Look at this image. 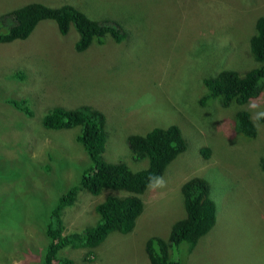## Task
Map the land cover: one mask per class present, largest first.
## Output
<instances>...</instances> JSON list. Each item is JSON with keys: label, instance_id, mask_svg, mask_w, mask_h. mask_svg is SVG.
Returning a JSON list of instances; mask_svg holds the SVG:
<instances>
[{"label": "rangeland", "instance_id": "rangeland-1", "mask_svg": "<svg viewBox=\"0 0 264 264\" xmlns=\"http://www.w3.org/2000/svg\"><path fill=\"white\" fill-rule=\"evenodd\" d=\"M29 1L68 0H0V14ZM71 1L117 20L126 35L78 52L74 29L61 42L55 23L43 20L29 38L0 43V264H47L46 229L55 225L58 197L79 181L88 157L75 140L78 127L49 130L40 120L54 105L82 104L106 115L109 161L145 167L125 139L157 125H178L187 147L140 195L144 209L131 232H112L93 248L67 246L60 256L75 264H149L145 240L167 237L185 216L180 187L200 175L210 184L216 218L192 250L175 246L181 264H264V122L253 138L234 129L236 110L248 109L253 118L264 112V91L243 105L224 107L214 98L199 104L205 76L255 64L249 39L264 0ZM23 97L34 118L6 103ZM204 146L208 154L200 152ZM111 192L80 191L62 210L63 232L95 224L94 206Z\"/></svg>", "mask_w": 264, "mask_h": 264}, {"label": "trees", "instance_id": "trees-1", "mask_svg": "<svg viewBox=\"0 0 264 264\" xmlns=\"http://www.w3.org/2000/svg\"><path fill=\"white\" fill-rule=\"evenodd\" d=\"M43 20L55 23L58 34L62 36L59 38L61 42L67 37L70 28L74 29L77 39L73 42V48L78 52H84L94 44H104L108 38L123 41L126 35L120 22L102 19L75 1L68 0L57 5L29 1L0 14V43L29 38ZM249 51L254 62H257L252 68L244 72L224 68L202 79L207 92L201 95L199 104L204 105L214 98L224 107L243 105L263 93L264 16L255 20V32L249 39ZM16 76H20V73L17 72ZM6 103L26 118H34L36 115L34 106L29 109L26 97L6 99ZM42 114L40 123L45 129L78 127L75 140L88 157L79 181L58 197L54 213L56 217L52 218L55 225L50 224L46 229L50 242L46 247L45 262L55 264L59 260L61 264H75L72 259L60 256L61 249L67 246L93 248L112 232H131L144 209L140 195L150 183L162 176L172 160L186 150L187 141L176 124L157 125L143 133L128 134L125 142L134 160L147 161L145 167L133 169L125 161H109L103 156L109 133L106 115L101 110L88 104L73 108L54 105ZM257 122H264V112L256 118L245 108L236 110L234 114L236 133L247 138L256 136ZM207 151L209 148L206 146L200 150L201 153ZM260 169L264 174V153ZM105 189L112 192L106 193L103 200L94 206L97 215L95 224L80 231L64 233L62 210L78 201L80 191L97 196ZM180 191L185 216L172 223L167 237L154 235L145 240L144 251L149 264H181L175 246L187 243L188 249L192 250L215 221L216 204L210 196V184L205 178L200 175L188 178L182 183Z\"/></svg>", "mask_w": 264, "mask_h": 264}, {"label": "crops", "instance_id": "crops-1", "mask_svg": "<svg viewBox=\"0 0 264 264\" xmlns=\"http://www.w3.org/2000/svg\"><path fill=\"white\" fill-rule=\"evenodd\" d=\"M172 225V224H171ZM171 227V226H170ZM170 227H169V230H170ZM169 233V232H168Z\"/></svg>", "mask_w": 264, "mask_h": 264}]
</instances>
